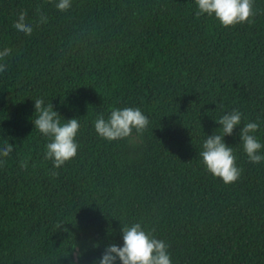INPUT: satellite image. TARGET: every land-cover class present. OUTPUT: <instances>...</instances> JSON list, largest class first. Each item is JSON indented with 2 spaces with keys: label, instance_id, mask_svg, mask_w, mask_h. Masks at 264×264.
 Masks as SVG:
<instances>
[{
  "label": "trees",
  "instance_id": "trees-1",
  "mask_svg": "<svg viewBox=\"0 0 264 264\" xmlns=\"http://www.w3.org/2000/svg\"><path fill=\"white\" fill-rule=\"evenodd\" d=\"M251 22L223 26L196 0H0V264H92L140 222L169 244L173 264H264V161L226 136L240 178L225 184L199 155L224 111L239 108L264 142V0ZM48 19H39L37 9ZM31 35L12 29L16 14ZM38 95L82 127L60 168L34 128ZM138 106L149 126L108 141L98 112ZM55 173V174H53ZM83 252L82 257L78 253Z\"/></svg>",
  "mask_w": 264,
  "mask_h": 264
},
{
  "label": "clouds",
  "instance_id": "clouds-1",
  "mask_svg": "<svg viewBox=\"0 0 264 264\" xmlns=\"http://www.w3.org/2000/svg\"><path fill=\"white\" fill-rule=\"evenodd\" d=\"M73 0H55V7L67 11ZM196 15L214 16L223 26H232L251 22L255 15L253 0H196ZM39 19L36 23L47 22V15L37 9ZM12 29L22 35H31L33 22L23 11L16 14ZM11 55V49H0V75L7 71L5 60ZM34 100V128L46 138L44 157L52 161L53 168H60L77 155L78 133L82 127L77 116L61 119L62 114L48 102L45 96L38 95ZM219 131H212L201 144L200 157L205 168L223 183L237 181L242 169L236 163L233 147L225 137L238 130L239 140L250 162L259 164L264 161V142L257 136L261 128L260 117L255 120L244 116L239 108L224 111L218 119ZM96 134L108 141L120 140L131 136L133 131L142 133L149 126V117L138 106L112 107L107 114L96 113L93 119ZM14 151V144L5 140L0 143V164H4ZM55 174V173H53ZM122 243L109 242L103 246L99 256L92 264H173L169 244L158 238L153 230L140 222L121 223ZM78 253V257L83 256ZM74 264H77L74 261Z\"/></svg>",
  "mask_w": 264,
  "mask_h": 264
}]
</instances>
